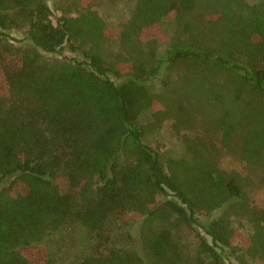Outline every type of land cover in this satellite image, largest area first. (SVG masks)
<instances>
[{
  "label": "trees",
  "instance_id": "obj_1",
  "mask_svg": "<svg viewBox=\"0 0 264 264\" xmlns=\"http://www.w3.org/2000/svg\"><path fill=\"white\" fill-rule=\"evenodd\" d=\"M261 190L264 0H0V264H264Z\"/></svg>",
  "mask_w": 264,
  "mask_h": 264
},
{
  "label": "rangeland",
  "instance_id": "obj_2",
  "mask_svg": "<svg viewBox=\"0 0 264 264\" xmlns=\"http://www.w3.org/2000/svg\"><path fill=\"white\" fill-rule=\"evenodd\" d=\"M100 2H101V4H103V0H100ZM103 12L105 13V15L107 17L108 15L106 14V11L104 9H103ZM116 13H119V11H114V13L111 16H108L107 17V21L109 23V29L116 27V21H117V15H116ZM114 31H115L114 29L113 30H110V33L113 34ZM145 33H146V31H145ZM152 34L154 35V32H152V33H150V32L146 33L144 35L143 40L150 39V37H151ZM156 34L158 36V39L163 40V41H167L168 37L165 35L164 30L162 28L158 29V32ZM14 36H16V34H14ZM79 56H81V55H79ZM190 76L192 77V82H197V80L199 78H201L200 76H198L197 79L194 80V74H192ZM180 77L181 76L179 75L178 76V81H179V78ZM224 165H227V167H238L237 164L235 162H232L229 158H227V159L224 160ZM239 168H241V167H239ZM252 198L255 199L256 204L260 203V205L263 204V206H264V202H263L264 201V190L263 191L261 190V191L256 192V194H254ZM133 226H134V229H137V226L138 225L134 223ZM234 226L240 232H242V234H243L244 237L247 235V229H245L244 225H242V222L236 221L235 224H234ZM238 241H240V239ZM42 251H43L42 248H38V249L37 248H34L31 252H28L27 251V256L30 257L31 259L33 258L32 261H34L35 259L39 258L40 255H44V254H42Z\"/></svg>",
  "mask_w": 264,
  "mask_h": 264
}]
</instances>
